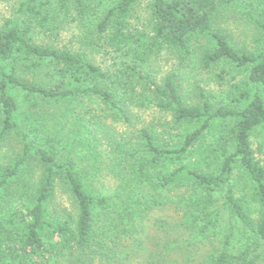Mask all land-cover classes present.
Returning a JSON list of instances; mask_svg holds the SVG:
<instances>
[{"label": "trees", "instance_id": "obj_1", "mask_svg": "<svg viewBox=\"0 0 264 264\" xmlns=\"http://www.w3.org/2000/svg\"><path fill=\"white\" fill-rule=\"evenodd\" d=\"M141 1L148 2L151 27L136 37L129 19ZM102 2L23 0L20 19L38 32L67 21L86 27L73 51L39 46L17 23L0 33V64H12L11 72H0V141L17 132L11 90L58 102L91 98L123 121L131 108L152 106L170 113L174 125L199 127L177 148L154 127L137 131L127 145L125 138L111 142L114 185L105 194L71 157L31 149L22 136L16 160L0 172V201L11 196L16 204L0 213V264H264V165L251 147L255 137L264 149V0H118L100 12ZM226 9L251 25L260 52L239 47L219 25ZM97 44L114 60L106 70L88 60L92 49L85 48ZM162 51L206 72L230 67L245 87L233 86L239 97L230 107H215L199 87L196 103L187 104L175 73L159 82L151 76V58ZM18 75L37 78L28 83ZM210 129L227 134L213 150L204 148ZM34 168L42 176L31 191ZM238 170L248 184L235 195ZM58 186L67 209L56 208ZM219 193L223 209L216 208ZM223 218L228 226L220 233Z\"/></svg>", "mask_w": 264, "mask_h": 264}, {"label": "rangeland", "instance_id": "obj_2", "mask_svg": "<svg viewBox=\"0 0 264 264\" xmlns=\"http://www.w3.org/2000/svg\"><path fill=\"white\" fill-rule=\"evenodd\" d=\"M116 1L118 0H103L99 11H105ZM22 3L23 0H0V33L17 23L20 25V29L39 46L57 47L70 51L77 49L79 42L82 41L80 36L85 31L86 24L79 26L69 21L66 23L58 22L52 33L48 31L38 32L33 27L24 24L25 21L20 19ZM219 25L226 30L239 47L248 49L252 53L261 51L256 41V33L236 9H226L220 12ZM150 27L148 2L141 1L131 12L129 31L136 37H143L142 35H146ZM82 44L85 45V43ZM91 49L92 51L87 52L89 62L96 63L105 70L112 66L114 60L109 50L99 44L85 48V50ZM117 64L120 65V61H117ZM11 65L0 64V72L2 70L11 72ZM149 65L151 76L157 82L162 81L167 74L175 73L179 78L180 89L187 104L196 103L194 89L199 87L215 107H230L232 97H239L238 90H235L233 86H244L245 84V79L239 78V75L234 73L230 67L219 66L214 71L206 72L201 70L194 61L178 62L175 53L170 51H162L154 55ZM1 74L0 80L2 79ZM219 76L222 77V80L218 78ZM18 77L26 80L21 75ZM36 78L27 77L26 82L32 83L36 81L34 80ZM8 94L15 99L17 104L14 113L17 132L6 135L0 141V172L11 166L16 160L21 151L22 136H24L31 149H47L56 154V158L59 159H63L64 156L71 157L76 161L80 170L94 174L93 187L104 194L111 193V187L114 185V179L111 178L109 170L111 159L109 145L111 142L113 144L115 141L125 138L124 141L121 140V143L127 145L128 140L135 141L134 137L137 131L154 127L165 136L162 138L168 139L170 145L177 148L187 134L199 127V124L196 123L174 125L170 113L158 111L152 106L148 109H142L138 106L131 108V113H127V120L123 121L122 116L116 115L99 101L91 98L77 99L72 102H58L43 99L24 90H11ZM2 120L3 113L0 106V130ZM228 126L230 128L229 123ZM226 135L223 129H210L205 134L204 148L213 150L219 137ZM258 142L259 140L253 137L251 147L255 158L264 165V149L259 150L257 148ZM30 164L33 166L35 162L31 160ZM34 169V175L29 178V190L31 191L38 188L42 176L41 168ZM241 173L243 172L238 170L237 176L235 175L236 180H232L235 195L240 194L241 187L248 184L246 177ZM12 189L15 193L19 187L16 185V188L13 187ZM64 190L63 187L59 186L56 190L55 202H57L56 208L58 210L69 208L68 198ZM18 194L17 192L16 195ZM222 195L223 193L218 195L217 209H223ZM1 197L0 213L4 214L9 208L15 207V198L5 195ZM222 216L226 217L227 215L223 212ZM221 223L218 230L220 233L228 226V219L223 218ZM220 238L219 234L215 236L216 240ZM197 255L202 260L206 255V249L200 250Z\"/></svg>", "mask_w": 264, "mask_h": 264}]
</instances>
